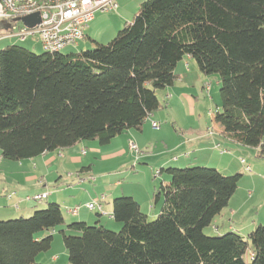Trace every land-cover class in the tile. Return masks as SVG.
Instances as JSON below:
<instances>
[{
    "label": "trees",
    "instance_id": "1",
    "mask_svg": "<svg viewBox=\"0 0 264 264\" xmlns=\"http://www.w3.org/2000/svg\"><path fill=\"white\" fill-rule=\"evenodd\" d=\"M94 44L67 54L0 49L2 159H30L89 140L105 145L140 130L162 107L157 90L177 80L184 56L219 77L214 121L221 134L264 156V0H143L110 41ZM158 173L169 181L154 193L163 198L154 220L131 196L111 201L119 231L64 224L60 205L48 203L29 217L0 220V264H41L36 256L61 225L69 264H264V225L244 236L204 233L227 207L240 174L202 166Z\"/></svg>",
    "mask_w": 264,
    "mask_h": 264
},
{
    "label": "rangeland",
    "instance_id": "2",
    "mask_svg": "<svg viewBox=\"0 0 264 264\" xmlns=\"http://www.w3.org/2000/svg\"><path fill=\"white\" fill-rule=\"evenodd\" d=\"M130 1L139 4L143 0H116L115 9L95 12L94 20L84 29V38L76 44L64 48L60 53L67 54L89 50L94 48V42L107 43L110 41L125 22L132 20L134 13L131 14V12L124 10ZM100 17L103 18L100 19ZM21 26V22H16L13 30H10L5 28L0 20V49L6 45H18L35 54L44 53L38 38L31 37L20 40L16 35L11 34L17 33ZM191 60L190 69L183 72L182 83L175 85L176 91H184L193 97L191 103L188 101L187 104L182 101L179 102L178 96L173 97V94L171 97H166L165 89L157 90L162 107L153 112L155 118L149 117L150 119L143 123L140 130L130 129L129 131L134 135L128 136L127 140L128 130L121 135L122 138L119 135L112 139L110 144L100 145L97 140L83 141L78 144V147L83 146V150H85V155L82 156V164H65L57 159L49 169H43L35 157L21 160H6L0 157V190L4 191L2 189L4 187L6 191H15L16 197L19 195L33 196L42 192L48 194L46 199L38 201L31 199L26 201V204L20 205V210L24 209L25 211L22 214L23 217H29L35 209H44L48 203L55 202L53 197L58 199L59 191L57 194H54L56 193L54 191L58 188L66 189L67 185H71L70 188L74 189V192L81 187L82 194H85V191L91 194V200L79 196L80 191L76 194L80 199V202H77L80 206L79 209L86 210L84 206L87 202H97L99 197L104 195V192H100L97 187L104 179H107L108 183L120 181L122 185L115 194L120 196L114 197L129 196L128 193L131 192L137 197L146 198L145 193L153 189L150 196L151 202L148 201L147 205L143 206V208L148 206L147 219L152 221L160 213L163 203L161 197L154 209V215L153 213L150 214V205L154 207L157 203L154 198L156 188L163 179L162 183L169 181V177L165 173H158V170L161 167L183 169L202 166L214 168L223 175H241L227 207L223 209L221 215L215 217V222L204 229L205 234L209 236L221 235L213 232L215 224L220 226V220L227 223L232 220L231 222L237 225L235 229L243 235L255 228V225L251 224L254 218L262 221V225H264V156H260L259 148L242 146L221 134L219 126L214 121L215 112L221 108L219 77L217 74L206 75L201 73L195 61ZM164 102L169 103V106L164 105ZM152 120L156 121V127L152 126ZM201 135H205V138L194 139ZM189 138L191 140L186 141ZM121 141L123 144L120 145ZM128 141L137 145L139 159H135L134 155L127 149ZM116 145L122 146L123 152L114 150ZM217 145L219 146L217 147ZM94 149L96 150L94 151ZM52 153L56 155L55 152ZM187 153L190 155L187 156ZM88 165L93 179L91 177L88 179L89 176L86 172L80 170L82 166L87 167ZM247 165L250 167V171L245 170ZM120 191H123L124 195H121ZM6 195L0 194V200L6 199L9 203L4 209H6L5 213L11 216H0L3 217L0 220L16 219L21 214L11 213L16 210L13 206L18 199L16 197L7 199ZM112 199L108 197V202L104 203V210L108 209L107 206ZM59 202L58 199L56 203ZM254 202H256V206H253ZM231 210L237 213L234 217ZM63 211L65 212V210ZM90 212L96 216L95 212L98 211ZM106 214V216L100 215V217L106 219L109 217L107 212ZM241 217H243L242 220ZM64 228L65 225H61L52 231L51 246L47 251L36 256L37 262L41 264H69L67 250L64 247L60 232ZM119 230L120 228L114 229V231ZM47 234L46 231L39 233L41 237ZM245 257L248 259L249 255L246 254ZM52 258H55V261Z\"/></svg>",
    "mask_w": 264,
    "mask_h": 264
},
{
    "label": "crops",
    "instance_id": "3",
    "mask_svg": "<svg viewBox=\"0 0 264 264\" xmlns=\"http://www.w3.org/2000/svg\"><path fill=\"white\" fill-rule=\"evenodd\" d=\"M140 2V1H139ZM138 8V3H136L135 1L134 2H131L128 3L127 6H125L124 10L126 12H131L132 13H135L136 9ZM103 18V17H100V19ZM94 20V18H93ZM92 20V21H93ZM91 21V22H92ZM127 22H130V21H127ZM5 26V25H4ZM6 27V26H5ZM191 58L188 57V56H184L175 66V73L177 74V80L171 85V86H167L165 87V92H166V97L167 96H172L173 94V97L176 95L178 96L177 100L179 102H183L184 104H187L186 102L188 101L189 103L192 102V99L193 97L189 94V93H186V92H179V91H176L175 90V85L177 84H181L182 81H183V78H184V73L185 71L189 70L190 69V66L192 63L191 62ZM194 65V64H192ZM180 81V82H179ZM177 83V84H176ZM163 90V89H161ZM171 92V93H170ZM158 96V95H157ZM172 97V98H173ZM164 105H167V107L169 106V103H166L164 102ZM149 117H153L155 118L154 114L151 113L146 120L150 119ZM145 120V121H146ZM151 122H156L154 120H152ZM127 137H126V140L128 139V136H133L134 134L132 132H130L128 130L127 132ZM123 134V133H122ZM120 134V136L122 135ZM119 136V135H118ZM117 137V136H116ZM123 136H121L122 138ZM115 138V137H114ZM112 138V139H114ZM197 138H205V135H201V136H198L194 139H197ZM112 139L110 140V142L108 144L111 143ZM191 140V138L187 139L186 141H189ZM122 141L120 142V145H121ZM123 144V143H122ZM83 146L81 147H78L77 145L74 146V147H71V148H68V149H64V150H59V152L56 153V155H54V153H51V154H47V153H44V154H41L40 156H37L35 157L37 160V163L40 164V166L43 168V169H49V167H51L52 163L54 161H56L57 159H60L62 162L61 163H65V164H82V156H84L85 154L82 153V150H83ZM128 149V148H127ZM96 149H94L95 151ZM114 150H119L120 152H123V148L122 146H118L116 145L114 147ZM185 154V153H184ZM187 156L190 155V153H187L186 154ZM139 159V158H138ZM82 171H85L88 179L91 177L90 175V167L89 165L86 167V166H82L81 169ZM71 175V174H70ZM164 180V179H163ZM162 180V182H163ZM122 185V183L120 181H114L113 183H108L107 179H104V181H102V183L100 185H98L97 187L100 189V192H104V199H103V205H102V209L104 210V203H107L108 202V197L110 198H114V196H120V195H115L117 194L116 193V190ZM76 186V185H75ZM64 187V186H63ZM71 185H67V187H65L66 189H63V188H58L56 189L54 192V194H57V191L58 194H59V205H60V208H61V211H62V215H63V219H64V224H68V222H71V221H84L85 223L87 224H96V225H102L106 228H111V229H119L121 227V224L120 223H117L116 221L113 220V218L110 216L111 215V212H112V205L111 203L107 206L108 209H105L104 212H105V215L106 216V212L108 213L109 217L104 219L102 217H100V214L99 212H95V215L96 216H93V214L90 212V211H93V210H89L86 206H84L86 208V210H81L79 209V204L77 202H80V199H78L77 197V193H79V196H83V198H85L86 200H91V197L92 195L89 194L87 191H85L84 193L85 194H82L81 191V187H79L76 192H74L72 188H70ZM2 189L4 191H1L0 190V194H7L6 195V198L7 199H12L14 197H16L17 195L15 194V191H6V188L2 187ZM153 190V189H151ZM151 190L150 191H147V193H145V197L146 198H141V197H137L136 195H134V193H128L129 196L133 197L139 204V207H140V210L145 213L146 215L149 214V211H148V206L145 208H143V206H146L147 205V202H151L150 200V196H151ZM3 192V193H2ZM6 192V193H4ZM121 195H124L123 194V191H120ZM44 193V192H42ZM63 193V194H61ZM74 193V194H73ZM41 194V193H40ZM251 195V194H250ZM98 196V195H97ZM96 196V197H97ZM34 195L33 196H29V195H19V197H16L18 200L16 202H14V208L16 210L13 211V213L11 214H21L20 216H23L22 214L25 212L24 209L23 210H20V205L21 204H26V201L28 200H31L33 199ZM47 197H48V194H47ZM46 197V198H47ZM95 197V198H96ZM45 198V199H46ZM253 198V196H252ZM58 199L57 197H53V201L55 202H58ZM161 197L157 198L155 201L157 202L156 205H154V207H152L150 205V214L153 213L154 215V212H155V208L156 206L158 205V202L160 201ZM5 200V201H4ZM2 199L0 200V216H11L10 214H6L5 211L8 204L6 199ZM90 202V201H89ZM145 202V204H144ZM62 203V204H60ZM88 203V202H87ZM256 202H254V205L253 206H256L255 205ZM144 204V205H143ZM72 209H76V212L73 214L70 210ZM225 209V208H224ZM65 210V212L63 211ZM153 210V212H152ZM248 210V209H247ZM250 210V209H249ZM96 211V210H95ZM158 211V210H157ZM223 212V210H222ZM221 212V213H222ZM221 213L219 215H221ZM231 213L233 214V217L237 214L234 210H231ZM217 215V216H219ZM0 218H3V217H0ZM243 219V217H241V220ZM260 220V219H259ZM232 221V220H231ZM230 223H227L225 222L224 220H220V226H218V224H215L214 227H215V230H213V232H216V234H222L226 231H234L236 233H239V231H237V228L235 225L234 222H231ZM212 222H215V218L212 220ZM211 222V224H212ZM210 224V225H211ZM252 225H257V224H262V221H258V219L254 218L252 219V222H251ZM239 230V229H238ZM240 234V233H239ZM242 236H244L242 233L240 234ZM53 261H55V258H52Z\"/></svg>",
    "mask_w": 264,
    "mask_h": 264
},
{
    "label": "built area",
    "instance_id": "4",
    "mask_svg": "<svg viewBox=\"0 0 264 264\" xmlns=\"http://www.w3.org/2000/svg\"><path fill=\"white\" fill-rule=\"evenodd\" d=\"M116 6V0H0V20L3 25L9 23L5 28L13 30L16 22H19L15 19L38 13L37 24L26 27L21 23L19 31L11 34L20 40L36 37L44 51L60 52L84 38V29L93 20L95 12H106ZM152 126L156 127L157 124L152 122ZM128 149L138 159L139 150L134 142L128 141ZM82 153L85 154V150ZM241 162L244 163L243 160ZM245 170L250 171V167L247 165ZM46 197V193L36 194L33 200ZM103 199L104 195H101L97 202H89L86 207L105 215ZM70 211L74 214L76 209Z\"/></svg>",
    "mask_w": 264,
    "mask_h": 264
},
{
    "label": "water",
    "instance_id": "5",
    "mask_svg": "<svg viewBox=\"0 0 264 264\" xmlns=\"http://www.w3.org/2000/svg\"><path fill=\"white\" fill-rule=\"evenodd\" d=\"M15 21L21 22L26 27H33L35 24L39 22V14L34 13V14H31V15H28L22 18H17L15 19ZM5 25L8 26L9 23H6Z\"/></svg>",
    "mask_w": 264,
    "mask_h": 264
}]
</instances>
